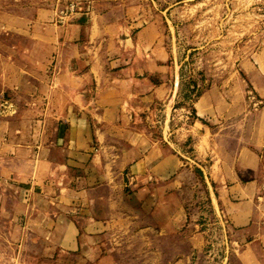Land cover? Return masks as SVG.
I'll return each instance as SVG.
<instances>
[{
  "label": "rangeland",
  "instance_id": "374dc122",
  "mask_svg": "<svg viewBox=\"0 0 264 264\" xmlns=\"http://www.w3.org/2000/svg\"><path fill=\"white\" fill-rule=\"evenodd\" d=\"M74 23L94 27L91 40L88 27L82 29L80 42L93 47L88 54L96 61L117 59L113 69L121 64V54L134 51L137 29L152 26L157 32L154 46L176 71L178 88L170 101L145 113L148 118L139 127L150 139L161 138L176 155L177 168L169 177L175 185L164 191L176 202L175 226L159 228L122 178L97 191L95 202L50 203L52 191L8 174L10 152L4 149L0 264H243L246 242L233 231L212 179L220 171V158L214 162L213 150H207L209 131L199 141L196 137L200 123H206L234 161L254 136L260 145L252 151L264 166V0H0V145L5 148L9 123L19 131L28 129L25 120L39 114L41 106L28 103L37 98L30 91L37 89L43 72L55 71L62 28ZM111 24L121 26L120 32L105 28L99 33L98 27ZM210 90L217 94V120L199 118L188 131L196 118L195 102ZM60 193L64 196L65 190ZM56 206L64 212L71 207L66 215L81 237L78 250H64L49 235L54 222L42 219V212L46 217ZM90 215L104 224L96 238L84 239L82 226Z\"/></svg>",
  "mask_w": 264,
  "mask_h": 264
},
{
  "label": "crops",
  "instance_id": "0c3cea01",
  "mask_svg": "<svg viewBox=\"0 0 264 264\" xmlns=\"http://www.w3.org/2000/svg\"><path fill=\"white\" fill-rule=\"evenodd\" d=\"M86 27L74 23L62 28L65 36L58 44L55 71L52 75L43 72L37 89L30 91L37 98L28 103L40 105L41 110L25 120L29 128L19 131L21 128L9 123L11 138L4 143L9 148L0 145V150L10 152L7 172L37 187L40 183L54 194L48 196L50 203L67 207L82 206L91 199L95 202L97 191L120 184V178L127 179L124 186L132 185L133 195L143 200L142 207L150 210L153 222L159 228H172L176 202H171L164 191L175 185L174 178L169 177L177 168L176 155L161 144V138L150 139L139 126L148 118L145 113L176 94V71L164 64L159 48L154 46L158 35L152 26L136 30L134 51L121 54V64L115 69L112 64L117 59L108 62L99 57L96 61L88 54L93 47L80 42ZM99 28V33L108 28L117 34L121 26ZM92 29L89 26L86 30L90 40ZM145 48L151 52L144 53ZM214 96L217 94L211 90L199 96L193 107L196 118L188 131L195 128L199 118L217 120ZM200 124L196 140L209 131L207 150H213L214 162L220 158V171L212 178L218 184L220 206L233 231L246 242L241 252L243 264H264V166L252 151L260 144L250 137L249 146L240 147L232 161L216 143L210 127ZM61 190H65L64 196ZM70 208L64 212L56 206L46 217L43 211L41 217L54 222L49 235L66 251L82 247L81 237H76L79 232L66 215ZM85 219L81 236L96 238L103 221L91 215Z\"/></svg>",
  "mask_w": 264,
  "mask_h": 264
},
{
  "label": "trees",
  "instance_id": "16d2710c",
  "mask_svg": "<svg viewBox=\"0 0 264 264\" xmlns=\"http://www.w3.org/2000/svg\"><path fill=\"white\" fill-rule=\"evenodd\" d=\"M193 112H194V109H193ZM194 114H195V112H194Z\"/></svg>",
  "mask_w": 264,
  "mask_h": 264
}]
</instances>
